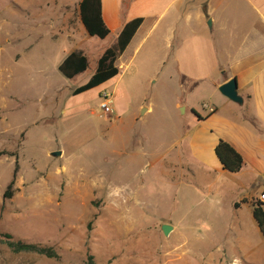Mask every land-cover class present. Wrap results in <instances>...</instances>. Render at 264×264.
<instances>
[{"label": "rangeland", "instance_id": "obj_1", "mask_svg": "<svg viewBox=\"0 0 264 264\" xmlns=\"http://www.w3.org/2000/svg\"><path fill=\"white\" fill-rule=\"evenodd\" d=\"M80 1L0 0V153L13 155L0 157V231L61 257L0 244V264H238L232 227L252 217L235 209L239 178L205 180L184 131L211 93H189L166 71L150 83L147 47L124 81L74 95L104 46L93 38L84 74L59 72L79 37ZM143 104L153 112L140 118Z\"/></svg>", "mask_w": 264, "mask_h": 264}, {"label": "crops", "instance_id": "obj_2", "mask_svg": "<svg viewBox=\"0 0 264 264\" xmlns=\"http://www.w3.org/2000/svg\"><path fill=\"white\" fill-rule=\"evenodd\" d=\"M102 11L111 34L104 40L98 38L104 46L93 59V74L98 60L117 43L125 25L143 18V25L117 60L121 74L109 82L124 81L150 47L141 69H150V83H157L166 71L189 93L200 88L211 93L212 103L203 104L205 115L198 113L202 120L193 109L195 126L184 130L198 162L190 167L205 180L232 174L223 169L216 155L221 140L242 155L244 167L234 174L239 178L240 194L235 204L246 201L239 209L248 206L252 217L247 215L243 220L238 215L232 227L239 243L238 264H264V236L253 216V204L264 193V0H102ZM78 20L79 37L72 52H82L90 60L91 42L99 41L88 35L80 17ZM231 80L237 82L242 103L227 99L219 91ZM183 105L178 103L177 109ZM145 107V116L153 112L146 104L140 110ZM254 238L262 245H255Z\"/></svg>", "mask_w": 264, "mask_h": 264}, {"label": "trees", "instance_id": "obj_3", "mask_svg": "<svg viewBox=\"0 0 264 264\" xmlns=\"http://www.w3.org/2000/svg\"><path fill=\"white\" fill-rule=\"evenodd\" d=\"M79 14L81 22L90 37L99 38L101 40L109 37L111 32L103 19L102 0H83L79 4ZM143 23L144 19L139 18L125 25L117 39V43L103 53L97 62L95 73L87 83L74 90V95H79L95 89L121 74L120 68L116 65L117 60L127 50ZM90 65L91 63L87 56L82 52L74 51L62 62L58 69L66 79L73 80L84 74L90 68ZM198 116L199 119L202 120L200 115ZM4 155L13 156L6 152L0 153V157ZM216 155L225 171L232 174H237L242 171L245 164L244 159L229 143L221 140L216 148ZM13 185L14 182L11 183L5 193L6 200L12 196L11 190ZM244 203H246V201L236 203L235 208L239 209L241 204ZM253 216L264 236V203L257 201L253 204ZM0 244L6 245L14 254L31 253L50 259L59 260L61 258L55 247L18 240L13 235L2 233L1 231Z\"/></svg>", "mask_w": 264, "mask_h": 264}, {"label": "water", "instance_id": "obj_4", "mask_svg": "<svg viewBox=\"0 0 264 264\" xmlns=\"http://www.w3.org/2000/svg\"><path fill=\"white\" fill-rule=\"evenodd\" d=\"M211 25V22L209 23ZM220 93L226 97L227 99L235 102V103H242V99L238 94V87H237V82L236 80H231L228 83L222 85L219 88ZM147 113V109H143L141 112L140 118H143L145 114ZM62 155V152H55L53 153L54 157H60ZM174 227L170 225H163L162 226V231L165 236H168L172 231Z\"/></svg>", "mask_w": 264, "mask_h": 264}, {"label": "built area", "instance_id": "obj_5", "mask_svg": "<svg viewBox=\"0 0 264 264\" xmlns=\"http://www.w3.org/2000/svg\"><path fill=\"white\" fill-rule=\"evenodd\" d=\"M102 111L107 116L113 115V99L107 94L105 95V101L102 103ZM259 201L264 203V193L260 195Z\"/></svg>", "mask_w": 264, "mask_h": 264}]
</instances>
